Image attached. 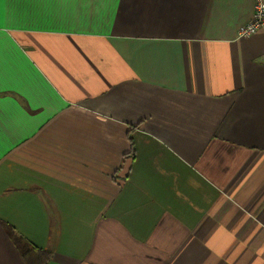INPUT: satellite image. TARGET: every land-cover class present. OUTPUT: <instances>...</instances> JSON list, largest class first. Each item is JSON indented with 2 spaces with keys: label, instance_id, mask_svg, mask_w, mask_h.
I'll return each mask as SVG.
<instances>
[{
  "label": "crops",
  "instance_id": "1",
  "mask_svg": "<svg viewBox=\"0 0 264 264\" xmlns=\"http://www.w3.org/2000/svg\"><path fill=\"white\" fill-rule=\"evenodd\" d=\"M255 0H0V264H264Z\"/></svg>",
  "mask_w": 264,
  "mask_h": 264
},
{
  "label": "trees",
  "instance_id": "2",
  "mask_svg": "<svg viewBox=\"0 0 264 264\" xmlns=\"http://www.w3.org/2000/svg\"><path fill=\"white\" fill-rule=\"evenodd\" d=\"M6 227L8 234L12 238L18 250L22 253L28 264H45L51 257L48 250L42 249L32 243L30 240L19 234L12 225L2 222Z\"/></svg>",
  "mask_w": 264,
  "mask_h": 264
},
{
  "label": "built area",
  "instance_id": "3",
  "mask_svg": "<svg viewBox=\"0 0 264 264\" xmlns=\"http://www.w3.org/2000/svg\"><path fill=\"white\" fill-rule=\"evenodd\" d=\"M261 29H264V0H255L253 18L240 27L239 36H249Z\"/></svg>",
  "mask_w": 264,
  "mask_h": 264
},
{
  "label": "bare ground",
  "instance_id": "4",
  "mask_svg": "<svg viewBox=\"0 0 264 264\" xmlns=\"http://www.w3.org/2000/svg\"><path fill=\"white\" fill-rule=\"evenodd\" d=\"M252 18H253V15H252Z\"/></svg>",
  "mask_w": 264,
  "mask_h": 264
}]
</instances>
